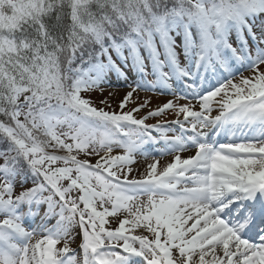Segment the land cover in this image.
I'll use <instances>...</instances> for the list:
<instances>
[{
	"label": "snow or ice",
	"instance_id": "6c2138e0",
	"mask_svg": "<svg viewBox=\"0 0 264 264\" xmlns=\"http://www.w3.org/2000/svg\"><path fill=\"white\" fill-rule=\"evenodd\" d=\"M0 264H264V0H0Z\"/></svg>",
	"mask_w": 264,
	"mask_h": 264
},
{
	"label": "rangeland",
	"instance_id": "374dc122",
	"mask_svg": "<svg viewBox=\"0 0 264 264\" xmlns=\"http://www.w3.org/2000/svg\"><path fill=\"white\" fill-rule=\"evenodd\" d=\"M144 94L143 93H141V96H143ZM165 99H167V98H160L159 96L158 97H153V106H155V104H157V103H160V102H162V101H164ZM138 167L140 166V165H137ZM113 227H115V225H113Z\"/></svg>",
	"mask_w": 264,
	"mask_h": 264
}]
</instances>
